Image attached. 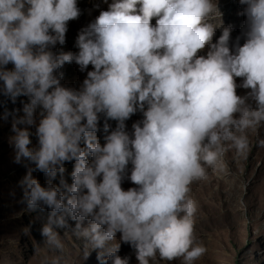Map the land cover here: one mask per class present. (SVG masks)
Segmentation results:
<instances>
[{
  "label": "clouds",
  "instance_id": "clouds-1",
  "mask_svg": "<svg viewBox=\"0 0 264 264\" xmlns=\"http://www.w3.org/2000/svg\"><path fill=\"white\" fill-rule=\"evenodd\" d=\"M239 4L242 45L238 36L230 47L232 27L216 0H113L78 33L77 53L55 54L81 15L77 0H0V95L13 104L28 97L0 120L11 117L14 162L34 165L18 186L28 212L48 210L41 235L49 248L63 249L57 229H65L99 264H129L121 244L137 264H194L207 252L195 235L191 186L209 169L227 173L226 154L246 156L249 131L264 124V0ZM72 63L93 69L79 90L61 85L59 69ZM137 112L143 119L129 134L125 121ZM66 162H74L70 185ZM33 171L48 178L44 186ZM125 178L136 187L123 190Z\"/></svg>",
  "mask_w": 264,
  "mask_h": 264
},
{
  "label": "rangeland",
  "instance_id": "rangeland-1",
  "mask_svg": "<svg viewBox=\"0 0 264 264\" xmlns=\"http://www.w3.org/2000/svg\"><path fill=\"white\" fill-rule=\"evenodd\" d=\"M113 0H77V6L81 10L78 19L69 21L63 45L57 44L51 51L55 54L61 52L77 53L75 46L78 33L93 23L101 11H107ZM221 12V20L224 26H231L232 33L230 47L241 37L245 25V17L242 14L243 6L239 0H216ZM155 25V19L151 21ZM220 29H216L213 43L219 38ZM207 49L200 54H205ZM12 65H7L9 70ZM89 65L81 72L75 63L65 64L59 72L63 74L61 85L67 88L79 90L87 72L92 71ZM2 83V82H0ZM236 83H242L236 78ZM247 90L237 88L238 95H245ZM28 102V97H18L13 104L6 97L0 95V114L6 107L8 111L23 108ZM19 115H23L20 111ZM143 119L141 112H137L125 121L126 131L131 134L132 125ZM104 117L101 115L96 133L98 141L103 146ZM110 131L116 127V121L108 120ZM25 127V126H19ZM33 133L30 137L29 147L37 146V138L34 135L35 127H29ZM14 135L11 132V117L7 121L0 120V264H52L54 258H59V264H99L96 252L85 259L82 242L65 229H57L64 247L62 250L49 248L44 243L41 228L46 222L48 210L44 212H28L26 204L22 202V190L18 186L19 181L25 176L28 168H34L27 160L17 164L14 162V148L9 138ZM249 135V151L246 156H237L234 150H230L225 160L228 165L227 173H218L209 169L208 177L203 181L194 182L191 196L198 204L195 216V235L199 242L207 248V252L194 264H264V124L251 130ZM83 147V143H81ZM91 157H89V160ZM74 162H66L64 180L71 184V172ZM131 164L128 165L130 175ZM33 178L42 186L47 182V177L38 171H33ZM58 175L53 184L59 186ZM123 190L136 187L127 178L121 184ZM14 193V195H13ZM71 227L75 222L69 220ZM29 229V233L25 229ZM119 241V234H117ZM121 257H129V264H137L135 251L127 244H121L118 253ZM160 264H183L182 259Z\"/></svg>",
  "mask_w": 264,
  "mask_h": 264
}]
</instances>
